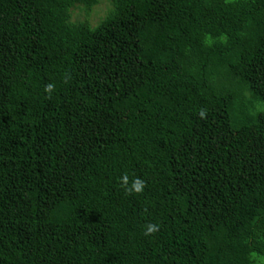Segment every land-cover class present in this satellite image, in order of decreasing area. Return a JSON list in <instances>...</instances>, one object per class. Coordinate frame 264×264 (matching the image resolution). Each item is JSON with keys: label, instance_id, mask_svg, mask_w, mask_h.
<instances>
[{"label": "trees", "instance_id": "16d2710c", "mask_svg": "<svg viewBox=\"0 0 264 264\" xmlns=\"http://www.w3.org/2000/svg\"><path fill=\"white\" fill-rule=\"evenodd\" d=\"M0 264H264V0H0Z\"/></svg>", "mask_w": 264, "mask_h": 264}, {"label": "clouds", "instance_id": "9594fccd", "mask_svg": "<svg viewBox=\"0 0 264 264\" xmlns=\"http://www.w3.org/2000/svg\"><path fill=\"white\" fill-rule=\"evenodd\" d=\"M71 77L70 74H66L64 77V83H69ZM56 85L55 83H48L45 85L44 91L48 94V98L51 99L52 93L55 91ZM199 117L201 119L207 118V109H200L199 110ZM120 186L124 189L126 195L132 194H142L146 185V181L138 176L133 174V177L129 179V174L125 173L120 177ZM160 231V226L156 223H149L146 225L144 235L151 236Z\"/></svg>", "mask_w": 264, "mask_h": 264}, {"label": "rangeland", "instance_id": "374dc122", "mask_svg": "<svg viewBox=\"0 0 264 264\" xmlns=\"http://www.w3.org/2000/svg\"><path fill=\"white\" fill-rule=\"evenodd\" d=\"M108 10V2H102L100 5H98L97 7H95L93 13H92V17H91V21L93 22V24H97L98 21H100V19H102L105 14L106 11ZM80 15L77 13H75V19H77Z\"/></svg>", "mask_w": 264, "mask_h": 264}]
</instances>
